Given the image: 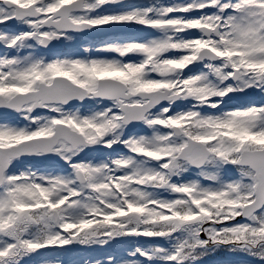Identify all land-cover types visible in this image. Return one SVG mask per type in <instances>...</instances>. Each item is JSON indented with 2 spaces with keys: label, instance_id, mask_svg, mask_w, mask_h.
<instances>
[{
  "label": "snow or ice",
  "instance_id": "snow-or-ice-1",
  "mask_svg": "<svg viewBox=\"0 0 264 264\" xmlns=\"http://www.w3.org/2000/svg\"><path fill=\"white\" fill-rule=\"evenodd\" d=\"M0 109V264H264V0H0Z\"/></svg>",
  "mask_w": 264,
  "mask_h": 264
},
{
  "label": "rangeland",
  "instance_id": "rangeland-1",
  "mask_svg": "<svg viewBox=\"0 0 264 264\" xmlns=\"http://www.w3.org/2000/svg\"><path fill=\"white\" fill-rule=\"evenodd\" d=\"M64 50H66V49L63 48L62 51H64ZM230 106H238V105L233 104V105H230ZM42 114H45V113H42ZM7 119H8L9 121H18V120H20L21 118L19 117V115H18L17 113L10 111V112H8V117H7ZM2 122H5V120H4V114H0V123H2ZM29 163L37 164V163H38V160H37V159H33V158H32V159H30V158H24V163L21 164L20 167H24V166H26V165L29 164ZM82 255H83L85 258H87L88 255H89V253L86 252V253H83ZM92 255H97L99 258H102V257L99 256V253H93Z\"/></svg>",
  "mask_w": 264,
  "mask_h": 264
}]
</instances>
